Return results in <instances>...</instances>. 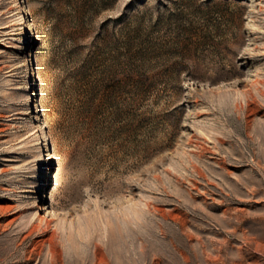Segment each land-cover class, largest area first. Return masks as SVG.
I'll return each instance as SVG.
<instances>
[{
	"label": "rangeland",
	"instance_id": "rangeland-1",
	"mask_svg": "<svg viewBox=\"0 0 264 264\" xmlns=\"http://www.w3.org/2000/svg\"><path fill=\"white\" fill-rule=\"evenodd\" d=\"M0 264H264V0H0Z\"/></svg>",
	"mask_w": 264,
	"mask_h": 264
},
{
	"label": "trees",
	"instance_id": "trees-1",
	"mask_svg": "<svg viewBox=\"0 0 264 264\" xmlns=\"http://www.w3.org/2000/svg\"><path fill=\"white\" fill-rule=\"evenodd\" d=\"M87 77V76H86ZM84 85H88L87 87H86V89L84 90V92L86 91L87 92V94H90L91 93V91L93 90V88H94V86H92V85H89V82H83V84L82 85H80V87H83Z\"/></svg>",
	"mask_w": 264,
	"mask_h": 264
}]
</instances>
